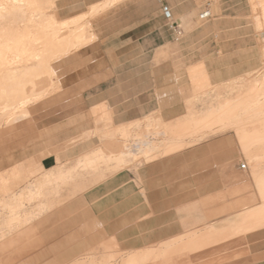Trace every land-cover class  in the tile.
Masks as SVG:
<instances>
[{
    "label": "rangeland",
    "instance_id": "obj_1",
    "mask_svg": "<svg viewBox=\"0 0 264 264\" xmlns=\"http://www.w3.org/2000/svg\"><path fill=\"white\" fill-rule=\"evenodd\" d=\"M14 1L19 4L16 11L0 20L4 47L8 48L15 39L26 42V33L32 35L47 27L56 37L83 31L87 40L52 58L49 84L53 89L30 103L26 115L0 122V227L9 220L36 213L40 207L46 208L43 214L46 215L67 203L87 188L73 185L79 178L94 182L105 173L135 170L151 160L172 157L171 153L191 146L199 149L220 138L229 139L231 159L214 154L213 162L216 167L224 165L226 169L229 161L228 166L235 174H231L230 187H222L225 180L220 185L215 181V187H203L205 195L215 192L223 196L229 190L230 203L212 208L211 197L206 205L192 209L193 216L190 210H185L182 231L186 233L162 244L124 249L108 242L103 248L92 246L84 250L79 248V241L69 227L48 235V224L41 217L34 228L30 224L11 234L20 236L12 240L5 253L15 250L20 255L8 264H73L88 256L92 258L84 264H122L131 255L139 262L152 264L173 251L187 252L192 264H262L264 184L259 177H264V164L255 166L253 155L259 150L254 147L257 151L244 152L237 137L238 131L264 132L262 0H247L248 8L242 10L247 16L242 25L230 22L229 32L222 31L229 23L217 14L218 0L209 8L211 16L200 18L203 7L193 22L183 24L180 47H168L160 53L172 59L164 65L169 73L165 82L174 86L164 87L159 97L112 96L109 80L99 88L94 87L98 81L90 77L107 65L90 63L93 56L77 53L93 40L89 20L94 14L77 22L71 19L78 17L65 19L68 16V11H64L65 0H0V6ZM192 41H198L196 48L192 47ZM222 46L233 55L230 71L233 77L229 81L211 84L202 63L186 64ZM185 72H191L195 78L188 80ZM172 76L174 80H170ZM127 99L134 105L129 116L143 114L158 106V101L169 110L151 111L130 122L122 123L121 118L113 122L105 100L125 106ZM261 143L264 145V141ZM202 154L197 152L198 161ZM47 155L54 157L49 170L42 164ZM196 212L198 220L191 223ZM195 226L198 231L190 233ZM201 240H207L203 246H189Z\"/></svg>",
    "mask_w": 264,
    "mask_h": 264
},
{
    "label": "crops",
    "instance_id": "obj_2",
    "mask_svg": "<svg viewBox=\"0 0 264 264\" xmlns=\"http://www.w3.org/2000/svg\"><path fill=\"white\" fill-rule=\"evenodd\" d=\"M215 1L65 0L64 11H68L65 19L78 17L71 19L75 22L94 14L89 20L93 40L77 51L79 54L93 56L90 63L107 65L105 70L97 71L90 77L98 81L94 87L99 88L109 80L112 96L159 97L163 95L164 87L174 86V83L165 82L169 73L164 65L172 59L160 53L168 47H180L184 37L182 25L193 22L200 8L210 11ZM263 4L264 0L262 7ZM164 5L170 8L179 35L168 27L162 14ZM248 5L247 0H218L217 14L229 23L222 29L223 32L232 30L230 22L238 21L242 25L243 18L247 16L242 10L248 8ZM222 44L224 46L225 42ZM191 45L196 48L198 41H192ZM223 46L186 64L192 66L202 63L211 84L225 83L233 77L230 75L233 55ZM185 74L188 80L195 78L191 72ZM174 79L175 76H172L170 80ZM162 80L164 83H160ZM105 101L111 108L113 122L116 118H121L122 123L130 122L151 111L169 110L158 101V106L143 114L129 116L134 107L129 100L125 106ZM193 148L191 146L171 153L172 157L167 155L151 160L135 170L121 169L105 173L103 178L94 182H88L84 177L77 179L74 186L87 188L41 218L48 224V235L69 227L72 236L79 241V248L84 250L92 246L103 248L108 242L124 249L153 246L183 235L186 233L182 231L185 210H190L192 214V209L198 208L199 204L206 205L211 197L212 208L231 202L229 190L223 196L213 192L207 193L208 197L203 193V187H215V181L220 185V181L225 180L226 184L222 183V187H230L228 183L233 172L228 166L229 161L226 169L224 165L216 167L213 162L214 154L231 159L229 139L220 138L199 149ZM197 152L203 153L199 161ZM52 160V155L42 158V164L47 170L51 169ZM179 160L182 163H178ZM195 214L191 223L198 220V213ZM170 216L174 218L169 219ZM195 228L197 226L192 227L190 233L198 231ZM261 260L263 264L264 257Z\"/></svg>",
    "mask_w": 264,
    "mask_h": 264
},
{
    "label": "bare ground",
    "instance_id": "obj_3",
    "mask_svg": "<svg viewBox=\"0 0 264 264\" xmlns=\"http://www.w3.org/2000/svg\"><path fill=\"white\" fill-rule=\"evenodd\" d=\"M17 6H19L17 1L5 7L0 6V20L5 15L14 13ZM2 37L3 31L0 27V122L3 120H6L5 122H10L21 115H26L27 107L30 103L46 95L53 89L52 85L49 84L50 78L53 75L51 66L52 58L76 44L86 41L87 38L84 37L83 31H77L69 36L63 35L56 37L47 27L44 31L41 29L36 30L32 35L26 33L25 37L28 39L26 42H22V39H15L14 43L7 48L4 47L2 43ZM237 137L241 149L244 152L253 150L252 148L254 147L259 150L258 153L253 155L255 166L258 167L263 165L264 145H262L261 142L264 141V132L253 131L246 133L244 131H238ZM258 143H260V146H257ZM253 151L255 152L257 150ZM259 178L264 184V177ZM45 211V207H40L36 213H29L23 218L9 220L6 222L5 226L0 227V264L11 263V261H14L20 255L18 251L16 252L15 250L5 253L7 246L13 243L12 240L20 236H12L11 234L30 224H32L31 226L34 228L36 225L35 223L44 216L43 214ZM206 241L207 240L197 241L189 246L200 247L203 246ZM34 245L36 244L32 246ZM91 258V256H88L86 260L83 258H75L77 260L74 259L75 261L73 264H84L85 261ZM34 263H36L35 260ZM192 263L191 257L187 252L175 253V251H173L168 252L167 255L164 256V259L155 260L152 264ZM122 264L144 263L139 262L134 255H131L124 259Z\"/></svg>",
    "mask_w": 264,
    "mask_h": 264
},
{
    "label": "built area",
    "instance_id": "obj_4",
    "mask_svg": "<svg viewBox=\"0 0 264 264\" xmlns=\"http://www.w3.org/2000/svg\"><path fill=\"white\" fill-rule=\"evenodd\" d=\"M162 14L165 17V19L168 22V27L170 29H172L177 35L180 34V31L177 29L176 25L173 23L172 21V14H171V10L168 6H163L162 7ZM210 16V11L209 10H205L200 14V18L201 19H206Z\"/></svg>",
    "mask_w": 264,
    "mask_h": 264
}]
</instances>
